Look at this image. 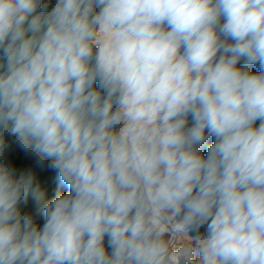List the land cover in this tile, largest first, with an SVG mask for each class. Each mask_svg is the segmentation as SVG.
Segmentation results:
<instances>
[{"label":"clouds","instance_id":"1","mask_svg":"<svg viewBox=\"0 0 264 264\" xmlns=\"http://www.w3.org/2000/svg\"><path fill=\"white\" fill-rule=\"evenodd\" d=\"M0 264H264V0H0Z\"/></svg>","mask_w":264,"mask_h":264},{"label":"trees","instance_id":"2","mask_svg":"<svg viewBox=\"0 0 264 264\" xmlns=\"http://www.w3.org/2000/svg\"><path fill=\"white\" fill-rule=\"evenodd\" d=\"M257 69H253L256 71ZM7 159L9 161H14L15 164L20 165L22 167L30 168L36 173H40V175L44 178L45 186L48 189V196H54L57 190V183L55 178V173L51 170H41L35 166L34 160L25 155L22 150L17 148L15 145H12L7 153ZM60 191H66V189H60ZM26 210L32 208L31 198H29V202L26 205H23ZM39 223H43L42 218L39 220Z\"/></svg>","mask_w":264,"mask_h":264}]
</instances>
